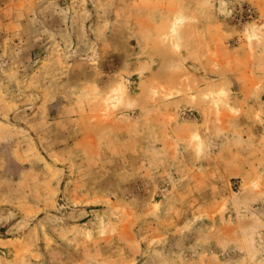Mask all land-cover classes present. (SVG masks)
Masks as SVG:
<instances>
[{
    "label": "rangeland",
    "instance_id": "obj_1",
    "mask_svg": "<svg viewBox=\"0 0 264 264\" xmlns=\"http://www.w3.org/2000/svg\"><path fill=\"white\" fill-rule=\"evenodd\" d=\"M0 264H264V0H0Z\"/></svg>",
    "mask_w": 264,
    "mask_h": 264
},
{
    "label": "bare ground",
    "instance_id": "obj_2",
    "mask_svg": "<svg viewBox=\"0 0 264 264\" xmlns=\"http://www.w3.org/2000/svg\"><path fill=\"white\" fill-rule=\"evenodd\" d=\"M128 105L130 108H134L136 106L135 102H133V101H130Z\"/></svg>",
    "mask_w": 264,
    "mask_h": 264
}]
</instances>
